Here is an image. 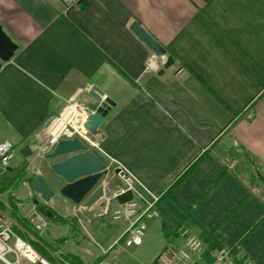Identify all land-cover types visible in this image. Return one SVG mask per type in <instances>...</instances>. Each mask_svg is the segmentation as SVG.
Masks as SVG:
<instances>
[{
	"label": "crops",
	"instance_id": "crops-1",
	"mask_svg": "<svg viewBox=\"0 0 264 264\" xmlns=\"http://www.w3.org/2000/svg\"><path fill=\"white\" fill-rule=\"evenodd\" d=\"M134 22L173 59L169 68L134 33ZM0 26L18 46L0 67V143L15 146L12 164L0 166V177L10 181L24 171L43 177L57 192L45 202L22 182L0 195V212L16 213L29 223L42 204L62 218H75L61 224L44 215L46 227L39 234L52 243L65 240L57 252L45 247L55 264H69L66 255L85 264H118L111 256L114 248L108 251L111 246L85 243L95 222L59 194L64 184L50 167L66 157L48 158L53 150L40 151L67 107L80 111L92 103L93 86L116 106L102 128L88 132L100 150L85 144L114 169L107 173L105 199L92 212L106 213L113 191L125 185L113 175L115 169L161 197L207 154L159 203L160 217L146 221L145 236L162 235L150 262L167 243L180 245L186 228L198 236L214 230L223 248L236 247L246 261L264 264V198L243 177L227 174L223 164L230 160L228 152L241 148L264 169V0H85L67 10L61 0H0ZM152 58L155 65L147 70ZM85 118L77 111L71 124L78 126ZM26 146L28 157L21 153ZM162 221L179 235L167 240ZM128 226L124 221L118 238ZM17 232L25 240L32 236L23 227ZM212 262L205 253L196 264Z\"/></svg>",
	"mask_w": 264,
	"mask_h": 264
},
{
	"label": "built area",
	"instance_id": "built-area-1",
	"mask_svg": "<svg viewBox=\"0 0 264 264\" xmlns=\"http://www.w3.org/2000/svg\"><path fill=\"white\" fill-rule=\"evenodd\" d=\"M66 10L75 6H79L85 0H61ZM155 54L154 58H158ZM154 58L148 63L147 70H150L155 65ZM164 61L167 57H159ZM74 106H69L71 108ZM76 108V107H75ZM77 110V108H76ZM78 113L81 111L86 114V109L82 108L77 110ZM72 115L69 122L60 127L55 133L54 130L57 128V124L60 119L55 120L52 123L50 137L46 145L41 147V154L46 155L54 150V147L60 139H73L78 137L80 141L87 144L90 148H96L100 150L99 143L92 141L88 136V131L84 127V121L77 126V124H71L73 118ZM15 146L12 142L5 140L0 143V166L3 169H8L14 159ZM236 164L230 163V168L234 169ZM109 172V168L107 169ZM123 171V169H122ZM123 175H120L125 185L117 188L111 194L109 203L112 204L111 216L115 220H124L128 222L129 226L126 232L119 239L125 241L126 246H138L143 242L147 225L146 221L156 219L160 217L159 213V202L160 196L155 195L148 189H146L135 177L129 175L123 171ZM131 191L133 193V199L123 205L116 203V198L119 195ZM114 203L116 206H114ZM29 223L35 229L36 232L41 233L46 227L45 216L42 212L35 211L29 218ZM21 227L15 221V219L9 214L0 212V260L11 264L7 256L15 255L18 258H29L31 254H37L32 246L23 239L17 232ZM182 243L176 245L173 243H167L165 248L160 253L159 264H196L202 259L205 253H208L212 258L211 264H232L230 261V249L221 248L215 251L209 252L204 241L195 233L191 232L186 228L181 229ZM39 255V254H38ZM40 257V256H39ZM37 263V262H36ZM45 263H48L47 261ZM49 264V263H48ZM96 264H116L113 262L102 260ZM244 264H253L246 261Z\"/></svg>",
	"mask_w": 264,
	"mask_h": 264
},
{
	"label": "water",
	"instance_id": "water-1",
	"mask_svg": "<svg viewBox=\"0 0 264 264\" xmlns=\"http://www.w3.org/2000/svg\"><path fill=\"white\" fill-rule=\"evenodd\" d=\"M131 29L154 53L159 57H166L165 49L153 39L148 32L138 23L134 22ZM18 51V46L9 38L3 28L0 26V67L2 63L9 62ZM166 68L173 64V59H167ZM160 74H163L161 71ZM93 100L86 108V120L84 127L88 132H93L96 128H102L106 122L112 107L116 103L107 97L99 87L93 86L89 92ZM22 155L28 157L31 150L28 146L21 151ZM50 158L66 157L61 162L51 165V172L57 176L63 186L58 190L59 194L73 202L79 207L80 212L90 221L96 222L101 218H106L112 214V204L109 203L106 213L95 215L92 209L107 195L111 177L107 176L108 170L105 163L97 158L78 137L73 139H60L56 143ZM121 168L115 169L113 175H123ZM33 190L41 196L45 202H49L55 195L56 191L50 187L47 181L38 176L32 182ZM133 199V193H126L117 196L116 203L119 205L126 204ZM41 257V256H40ZM41 259L46 262L42 257ZM159 257L154 264H159ZM35 264H45L38 261Z\"/></svg>",
	"mask_w": 264,
	"mask_h": 264
},
{
	"label": "trees",
	"instance_id": "trees-1",
	"mask_svg": "<svg viewBox=\"0 0 264 264\" xmlns=\"http://www.w3.org/2000/svg\"><path fill=\"white\" fill-rule=\"evenodd\" d=\"M50 156V155H49ZM48 156V158H50ZM207 154H204L200 158H198L182 175H180L175 181L170 185L169 189L160 197V202L168 199L171 197L172 193L191 175V173L195 170V168L201 163L202 160L206 158ZM228 157L232 160H237L238 165L235 169H231L230 165L227 161H224V169L227 174H233L236 177L241 176L244 169L253 170L252 174H250V177H252V180L258 181L261 183V185L264 187V169L260 167L258 161L252 157L247 151L244 149H236L228 152ZM100 158V157H99ZM101 161L104 163V160L101 158ZM113 168H109V171L113 172ZM255 171V172H254ZM257 173V174H256ZM242 177V176H241ZM37 178V176L34 175H28L26 172H20L16 175L12 180H8L5 177H0V195L4 194L5 192H8L10 189L16 188L19 184L22 182H28L30 185H32V182ZM254 178V179H253ZM223 179V176H221L214 184L216 186L218 183H220ZM209 192H206L201 199H203ZM11 195V193H10ZM262 203V202H261ZM241 204V203H240ZM239 204V205H240ZM263 204V203H262ZM264 205V204H263ZM37 208L41 211L47 214V218L52 220L56 223L61 224H71L75 220V218H62L58 216L52 209L47 207L46 205L38 204ZM13 218L17 221V223L23 227L24 229L28 230L33 236L36 238L37 241H29L32 246V248L45 260L49 261L52 264H55L54 260L50 257L49 253L45 250V247L53 252L58 251V246L61 245V243H64L65 240L61 239L54 243L47 241L45 238H43L39 233L35 232L32 229V226L24 219L19 217L16 213H13ZM162 231L165 236V238L168 240L173 236L179 235L177 231H173V229L165 222L162 221ZM199 237L204 241V243L207 246V250L209 252L215 251L218 249L223 248L220 243L216 240L214 237V230L213 231H206L202 230ZM65 259L68 261L69 264H85L81 259L74 257L72 255H66ZM102 260L96 261L94 264L100 262ZM230 261L232 264H244L246 262V258L243 257L240 253V251L235 247L230 250Z\"/></svg>",
	"mask_w": 264,
	"mask_h": 264
},
{
	"label": "rangeland",
	"instance_id": "rangeland-1",
	"mask_svg": "<svg viewBox=\"0 0 264 264\" xmlns=\"http://www.w3.org/2000/svg\"><path fill=\"white\" fill-rule=\"evenodd\" d=\"M226 161L228 162L229 165L230 163L236 164L234 169L238 165L237 160L230 159ZM252 171L253 170H249L248 168L244 169L241 176L243 177V179L247 181V183L252 188L256 189L259 193H261V195L264 198V187L261 185L260 182L252 180V177H250V174H252ZM19 191L20 190L18 189L16 193H19ZM114 206H116L115 203H114ZM42 213L45 216H47L46 213L44 212ZM123 225H124V220H115L113 219L112 216L101 218L99 221L95 222L93 226H91L92 230L90 232L92 234V237L90 236L85 237V243H87L88 241L93 243V241L95 240V242L101 243L103 246L107 245V248L111 246L108 249V251H111V249L114 248V250L111 251V256H114V257L116 256V260L118 264H154V261L150 262V256H151V253L155 250L157 242H159L160 239L162 238L160 231H157L156 233L151 232L150 234L147 232L146 236L144 237V242L142 246L128 247L126 246L124 240L120 241L119 240L120 238H118L120 229L122 228ZM30 235L32 236L26 239L29 244H31L29 241H35L36 239L33 236V234H30ZM84 235L86 236V234ZM7 259L11 264H35L25 258H20L17 261V257L14 255H8ZM47 262L50 264L49 261ZM0 264H7V263L0 260Z\"/></svg>",
	"mask_w": 264,
	"mask_h": 264
},
{
	"label": "bare ground",
	"instance_id": "bare-ground-1",
	"mask_svg": "<svg viewBox=\"0 0 264 264\" xmlns=\"http://www.w3.org/2000/svg\"><path fill=\"white\" fill-rule=\"evenodd\" d=\"M72 115H74V116L77 115V110H76L75 107H71V108H68V109H67L66 113L64 114L63 119H61V120L58 122V124H57V128H56V130H54V132L56 133L57 130H58L60 127H62V126L64 125L65 122L69 121ZM28 260H29L30 262H33V263H36V262H38V261H41V262L45 263V262L41 259V257H39L38 254H31V255H29ZM45 264H48V263H45Z\"/></svg>",
	"mask_w": 264,
	"mask_h": 264
}]
</instances>
